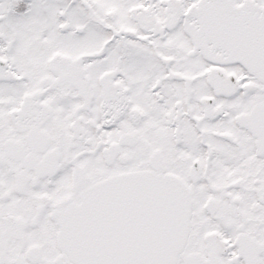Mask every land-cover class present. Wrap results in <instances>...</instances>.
Segmentation results:
<instances>
[{"label":"flooded vegetation","instance_id":"obj_1","mask_svg":"<svg viewBox=\"0 0 264 264\" xmlns=\"http://www.w3.org/2000/svg\"><path fill=\"white\" fill-rule=\"evenodd\" d=\"M0 5V264H72L62 212L141 171L190 190L175 264H264V0Z\"/></svg>","mask_w":264,"mask_h":264},{"label":"water","instance_id":"obj_2","mask_svg":"<svg viewBox=\"0 0 264 264\" xmlns=\"http://www.w3.org/2000/svg\"><path fill=\"white\" fill-rule=\"evenodd\" d=\"M60 215L73 264H174L190 231L191 193L170 175L136 172L87 188Z\"/></svg>","mask_w":264,"mask_h":264},{"label":"rangeland","instance_id":"obj_3","mask_svg":"<svg viewBox=\"0 0 264 264\" xmlns=\"http://www.w3.org/2000/svg\"><path fill=\"white\" fill-rule=\"evenodd\" d=\"M206 33L210 35L209 32H206ZM102 37H104V35ZM99 40H100V36L97 33L95 36L92 35L88 37V46H91L92 45L91 43H93L92 46L97 47L99 45ZM199 43H200V46H202L204 49H207L210 45H212L211 41H205L203 39H199Z\"/></svg>","mask_w":264,"mask_h":264}]
</instances>
